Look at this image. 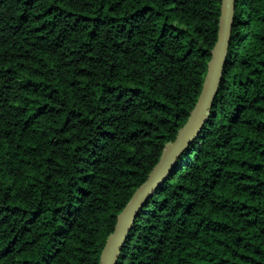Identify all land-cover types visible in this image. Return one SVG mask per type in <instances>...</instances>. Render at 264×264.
<instances>
[{"label": "trees", "instance_id": "1", "mask_svg": "<svg viewBox=\"0 0 264 264\" xmlns=\"http://www.w3.org/2000/svg\"><path fill=\"white\" fill-rule=\"evenodd\" d=\"M222 0H0V264H100L199 97ZM117 264H264V0H237L209 119Z\"/></svg>", "mask_w": 264, "mask_h": 264}, {"label": "water", "instance_id": "2", "mask_svg": "<svg viewBox=\"0 0 264 264\" xmlns=\"http://www.w3.org/2000/svg\"><path fill=\"white\" fill-rule=\"evenodd\" d=\"M236 3L237 0H222L218 38L211 50L206 76L195 106L187 121L178 130L175 139L165 143L159 161L146 180L136 188L130 200L118 213L114 230L108 235L101 251L100 264H117L140 210L157 188L167 180L180 156L207 123L224 76L232 40Z\"/></svg>", "mask_w": 264, "mask_h": 264}]
</instances>
